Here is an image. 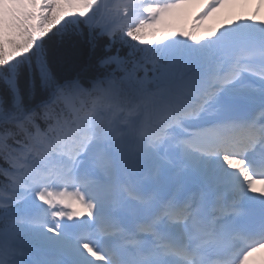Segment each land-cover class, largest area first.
<instances>
[{
  "label": "snow or ice",
  "instance_id": "snow-or-ice-1",
  "mask_svg": "<svg viewBox=\"0 0 264 264\" xmlns=\"http://www.w3.org/2000/svg\"><path fill=\"white\" fill-rule=\"evenodd\" d=\"M191 2L0 0V264H254L264 0Z\"/></svg>",
  "mask_w": 264,
  "mask_h": 264
},
{
  "label": "bare ground",
  "instance_id": "bare-ground-1",
  "mask_svg": "<svg viewBox=\"0 0 264 264\" xmlns=\"http://www.w3.org/2000/svg\"><path fill=\"white\" fill-rule=\"evenodd\" d=\"M205 0H192V2L186 6H184L181 10H179V14L181 16H188L191 18H194L198 14L202 12L204 9ZM253 6H249L248 9L245 10V14H247L248 11H251V8ZM241 12L239 8L235 9L232 12L227 11L228 15V23H231L233 20H235L236 15H238ZM251 261L254 262V264H259L260 261L264 260V249H261L257 253H253V256L250 258Z\"/></svg>",
  "mask_w": 264,
  "mask_h": 264
},
{
  "label": "rangeland",
  "instance_id": "rangeland-1",
  "mask_svg": "<svg viewBox=\"0 0 264 264\" xmlns=\"http://www.w3.org/2000/svg\"><path fill=\"white\" fill-rule=\"evenodd\" d=\"M169 21L178 22L182 25V30H190L194 21L198 18H191L188 16H181L178 12L174 13ZM217 21V23H215ZM216 24V26H214ZM221 24H228V15L227 11L221 12L213 16V18L210 20L208 19L205 22V28H218ZM198 34H203V30H201ZM157 36H159L157 34Z\"/></svg>",
  "mask_w": 264,
  "mask_h": 264
}]
</instances>
